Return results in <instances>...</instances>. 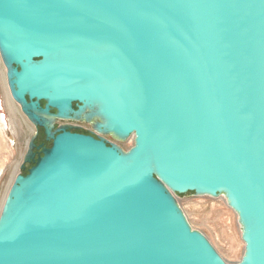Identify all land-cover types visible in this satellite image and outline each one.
<instances>
[{
    "label": "water",
    "instance_id": "95a60500",
    "mask_svg": "<svg viewBox=\"0 0 264 264\" xmlns=\"http://www.w3.org/2000/svg\"><path fill=\"white\" fill-rule=\"evenodd\" d=\"M0 60L35 128L0 264H264V0H0ZM188 192L225 198L239 261Z\"/></svg>",
    "mask_w": 264,
    "mask_h": 264
},
{
    "label": "rangeland",
    "instance_id": "374dc122",
    "mask_svg": "<svg viewBox=\"0 0 264 264\" xmlns=\"http://www.w3.org/2000/svg\"><path fill=\"white\" fill-rule=\"evenodd\" d=\"M2 72L5 73V68L0 60V112L5 115L9 126L7 129L0 126V203L10 179H13L19 170L26 143L35 130L19 106L10 99ZM30 128L33 131H29ZM37 131L36 141L44 142L41 141L43 139L41 128ZM108 139L124 150L133 144L131 137L125 141H116L109 136ZM27 166L28 164H25V167ZM176 199L191 227L203 233L225 261L229 263L239 261L244 242L240 236L237 215L226 204L223 196H199L188 192L176 195Z\"/></svg>",
    "mask_w": 264,
    "mask_h": 264
},
{
    "label": "bare ground",
    "instance_id": "6f19581e",
    "mask_svg": "<svg viewBox=\"0 0 264 264\" xmlns=\"http://www.w3.org/2000/svg\"><path fill=\"white\" fill-rule=\"evenodd\" d=\"M2 78H3V82H4V84H5V73H4V72H2ZM0 126H1L3 129H4V128L7 129V128L9 127V126H8V122H7L6 118H5V115H4L3 113H1V112H0ZM8 130H9V129H8ZM29 131H33L32 128H30ZM11 180H12V178L10 179L9 184H8V186H7V189H6V191H5L4 195H3V198H2V200H1L0 208H1V205H2V203H3L4 197H5V195H6V192H7V190H8V187H9V185H10Z\"/></svg>",
    "mask_w": 264,
    "mask_h": 264
},
{
    "label": "flooded vegetation",
    "instance_id": "af4514ba",
    "mask_svg": "<svg viewBox=\"0 0 264 264\" xmlns=\"http://www.w3.org/2000/svg\"><path fill=\"white\" fill-rule=\"evenodd\" d=\"M71 125H73V126H76L78 129V131L80 132V133H87L88 131H90L91 130V127H90V125L89 124H87V123H84V122H69ZM42 130V129H41ZM42 133H43V131H42ZM36 143H39V141H36ZM47 146H49V145H47Z\"/></svg>",
    "mask_w": 264,
    "mask_h": 264
},
{
    "label": "trees",
    "instance_id": "16d2710c",
    "mask_svg": "<svg viewBox=\"0 0 264 264\" xmlns=\"http://www.w3.org/2000/svg\"><path fill=\"white\" fill-rule=\"evenodd\" d=\"M42 134H43V133H42ZM41 141H44V143H45L46 145H49V144H50V142H47V141L44 140V135H43V139H41ZM21 172H22V173H25V168H23V169L21 170Z\"/></svg>",
    "mask_w": 264,
    "mask_h": 264
}]
</instances>
